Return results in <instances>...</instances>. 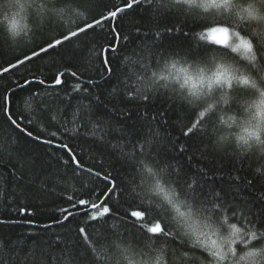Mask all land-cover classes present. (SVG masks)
<instances>
[{"label":"snow or ice","instance_id":"6c2138e0","mask_svg":"<svg viewBox=\"0 0 264 264\" xmlns=\"http://www.w3.org/2000/svg\"><path fill=\"white\" fill-rule=\"evenodd\" d=\"M59 2L62 6L57 8V0H40L41 13L50 11L61 18L67 14L85 19L86 6L81 0ZM145 3L155 5L156 0H116L115 3L105 0L103 9L84 23L75 24L74 21L73 27L57 34L50 33L46 38L40 35L42 28L38 29L27 52L6 64H0V81L6 82L0 85V120L11 129L13 143L18 144L25 138L40 143L52 150L49 155L58 166L57 171L63 169L65 177L80 179L82 175H87L104 184L95 200L91 194L88 198L64 195L68 206L61 207L52 224L44 227L56 226L76 231L85 244L84 255L91 256L95 264H111V253L107 246L109 240L132 264L130 250L121 248L123 233L117 230L111 236H103L98 232V225L107 223V218L118 219L125 230L131 225L143 235L145 248L155 252L153 264H264V228L258 227L264 222V209L259 217L253 219L250 209L249 215H245L247 204L244 208L234 207L218 192L208 194L212 197L211 206L206 201H200L199 207L195 206L196 198L200 195L199 189L202 188L200 180L206 173H200V178H186L184 164L177 159L187 153L189 147L193 151H202V146L195 143L189 145V141L206 134L212 105L202 111L188 113L185 104H180L185 115L177 117L180 137L172 142L175 155L171 159L174 163L162 165L156 159L159 152L155 137L159 136V132L155 135L149 133L135 142L129 141L131 151L124 153L134 170L129 185L121 186L110 173L98 171L97 167L102 168V164L94 166L84 163L85 149L91 151V145L103 140V134L97 136L95 131L100 124L92 122L96 117V109L103 103L96 90L102 89L111 79L114 57L119 55L122 42L127 40L122 35V23L128 10ZM245 11L252 15L250 8ZM10 26L13 39L28 30L27 25L20 28L15 21L10 22ZM164 31L177 32L184 37L189 35L179 27ZM217 34H221L222 38H217ZM161 36L157 28L153 43H158ZM193 38L197 49L212 53L210 62L214 67L211 70L177 58L165 62L169 68L176 70L177 79L183 77L185 83L180 85L181 96L188 105L201 100L204 95L201 86L205 84L208 94H211L214 85L222 84L229 90L234 86L254 88L264 98V88H257L256 80L250 74L240 71L225 59L229 54L242 53L243 59L257 67L260 60L264 59V49L258 47L252 38L224 24L204 26ZM46 57L51 58L50 65L55 71L40 63ZM32 64H35L34 68L30 67ZM21 66L26 74L14 79ZM69 77L74 81L70 89ZM166 81L167 77L162 73L152 71L134 89L125 92L124 100L150 103L158 87L168 89ZM185 84H191L192 89L186 95L182 91ZM115 91L113 89V93ZM65 99L88 100L89 103L83 106V111L79 107L73 111L70 114L72 119L68 120L67 109L71 105H64ZM225 103H228L227 99ZM58 104L64 106L57 110L55 106ZM255 106L264 114V99ZM158 115L161 122L167 121V111ZM189 116L192 117L191 121ZM149 119L155 121V117H146V120ZM255 138L258 144L261 143L258 132ZM244 143L248 144L247 141ZM5 146L0 144V148ZM251 148L249 144L248 149ZM260 150L264 151V148ZM11 176L19 187L16 173H11ZM0 180L5 185L0 188L2 202L7 197L8 176L0 173ZM252 183L251 180L246 181L248 186ZM181 185L183 193L180 191ZM236 191L239 192L238 185ZM92 194H95L94 190ZM15 195L18 193L14 189ZM261 198L264 199V194ZM15 211L19 215L34 214L25 207ZM237 212L243 223L237 221ZM214 222L219 227H214ZM8 223L16 221L0 218V224ZM90 228L100 239L90 234ZM101 240L105 243H100ZM157 242L162 247L154 248ZM15 248L14 243L6 245L4 239L0 238V264H5L3 254L15 251Z\"/></svg>","mask_w":264,"mask_h":264},{"label":"trees","instance_id":"16d2710c","mask_svg":"<svg viewBox=\"0 0 264 264\" xmlns=\"http://www.w3.org/2000/svg\"><path fill=\"white\" fill-rule=\"evenodd\" d=\"M109 2L115 3L116 0ZM232 2L247 3L248 0H232ZM254 2L257 7L264 10V0H254ZM81 3H85L86 6L85 19L67 14L61 18L50 11L41 13L40 0H0V17L9 11L8 5L12 6L13 11L23 5L30 25L27 31L15 39L10 38L0 27V64H6L27 52L38 29L42 28L40 35L46 38L50 33L57 34L73 27L74 21L75 24L84 23L103 9L105 0H81ZM218 3L226 2L197 0L196 5H189L185 0H156L155 5L145 3L128 10L122 23V35L126 36L127 40L122 42L119 55L114 57L111 79L102 89L96 90L103 103L96 109V117L92 122L100 124L95 131L97 136L103 134V140L91 145V151L85 149V164L94 166L102 164V168L97 167L98 171L110 173L121 186L129 185L134 176V170L124 155L131 151L132 145L129 141L135 142L138 138L143 139L145 135L149 133L155 135L157 132L159 136L155 139L158 141L156 148L159 155L156 159L162 165L174 163L171 159L175 155L172 151V142L180 137L177 117L185 115L180 104H185L188 113H195L202 104L211 102L209 97L188 105L181 96V90L175 84H168V89L158 87L150 103L127 102L124 100V94L128 89H134L143 77H149L152 71L161 68L168 59L186 60L193 66L209 63L212 53L205 49H197L193 38L194 34L204 26L224 24L235 28L264 49V24L253 23L250 18L240 14L239 9L225 11L218 7L213 10L212 6ZM61 6L62 4L57 0L56 7ZM201 6L208 10H202ZM51 7L50 4L49 8ZM176 27L189 35L184 37L177 32L164 31ZM157 28L160 29L162 36L158 43H153V35ZM210 38H212L211 34ZM217 38H222L221 34H217ZM50 59L46 57L40 63L51 68ZM225 59L240 71L250 74L261 87H264V59L260 60L257 67L246 59L241 60L235 54H229ZM30 67L34 68L35 64ZM51 71H55V68H51ZM25 74V69L21 66L20 71L13 78ZM68 80L70 89L74 81L71 77ZM5 84V81H0V85ZM113 89L116 90L114 93ZM257 95L254 88L234 86L230 92L227 108L217 107L210 113L206 134L189 141V145L195 143L197 146H202V151H193L189 147L187 153L177 157L184 164L186 178H200V173H206L200 180L202 188L199 189L200 195L196 198L195 206L199 207L200 201H206L207 205L211 206L212 197L208 194L218 192L234 207L244 208L247 204L245 215H249V209L253 219L261 215L264 209V199L261 198L264 194V176L257 175L253 169L264 157L258 155L259 149L256 148L246 153L237 150L233 147L230 135L245 122L250 126V107ZM211 99L216 100V97ZM88 103V100L65 99L64 105H71L67 109L68 120L72 119L70 114L73 111L78 107L83 111V106ZM64 105L58 104L55 107L58 110ZM162 111L168 112L166 122L160 121L158 114ZM223 111L233 114L236 119L226 122V128H218V115ZM146 117H155V121L146 120ZM191 119L192 117L189 116V121ZM149 123H151L150 128ZM233 124H236V128L232 126ZM224 134H229L230 138L227 146L221 148L214 141L216 137ZM13 139L11 129L0 120V144L6 145L0 148V173L8 176L7 197L0 202V218L16 221V223L0 224V238L4 239L6 245L14 243L16 246L15 251L3 254L5 264H95L91 256L84 255L85 244L76 231L56 226L45 228L44 225L52 224L59 209L68 206L69 202L63 198L64 195L73 194L76 197L88 198L91 194V198L95 200L103 190L104 184L95 177L87 175H82L80 179L65 177L62 168L57 171L58 166L49 155L51 149L27 138L20 140L18 144L13 143ZM248 157L252 158L248 159ZM261 167H264V164H261ZM13 172L16 173L19 187L13 182L11 176ZM248 180L253 181L251 186L246 184ZM237 185L239 192L236 191ZM4 186V182L0 180V188ZM14 189L18 193L15 197ZM93 190L95 194H92ZM180 191L184 192L182 185ZM124 195L127 199V194ZM13 199L14 203H12ZM20 207H25L28 212L34 214L19 215L15 209ZM80 219L82 220L83 217ZM28 221L32 223L29 224ZM237 221L243 223L239 212H237ZM214 227L219 225L214 222ZM258 227L264 228V222ZM117 230L124 235L121 248L130 250L132 260H139L141 264H145V261L147 264H153L155 252L145 248L144 236L131 225L125 230L120 221L114 218H107V223L98 225V232L103 236H111ZM89 232L100 239L91 228ZM100 243L105 242L101 240ZM107 246L111 253V264H128L121 250L114 247L110 240L107 241ZM160 247L162 245L159 242L154 245V248Z\"/></svg>","mask_w":264,"mask_h":264},{"label":"clouds","instance_id":"9594fccd","mask_svg":"<svg viewBox=\"0 0 264 264\" xmlns=\"http://www.w3.org/2000/svg\"><path fill=\"white\" fill-rule=\"evenodd\" d=\"M189 5H196L197 0H188ZM9 11L6 12L2 17H0V27L3 28V30L6 32V34L12 38L11 35V26L10 22L15 21L20 28H24L25 25H27V28L30 27V25L27 22V16L25 15V10L24 6L20 5L15 11L11 10L12 6L8 5ZM202 10H208L206 8H203ZM222 8L225 11H231L233 9H239L240 14H242L246 18H250L253 23H259V24H264V10L261 8L257 7L256 3L254 0H248L247 3H233L232 0H229L227 3H218L216 5L212 6V9L216 8ZM251 9L252 15L249 16V13L245 11V9ZM24 32L22 31L20 33L23 34ZM19 35V36H20ZM19 36H16L15 38H18ZM254 41V40H253ZM255 42V41H254ZM238 56L241 60L242 58V53L241 54H235ZM230 63V62H229ZM202 66H206L209 70H211L214 66L211 64V62L204 64ZM158 74H163L164 76L167 77V84H175L179 89L180 85L184 84L183 77L180 76L179 79H177V72L175 69H171L168 67L166 63L163 64L161 68L158 70H154ZM254 79V78H253ZM204 95L201 96V100L204 99V97H209L211 102H207L202 104L197 111H202L205 108H207L209 105H212V111H215L217 107H220L222 109H226L227 105L230 101V92L226 86L224 85H214L213 90L211 94H208V89L207 85H202ZM256 87L257 88H264L261 87V85L256 81ZM191 84H185L184 88L182 91L185 94H188L191 91ZM258 95L256 99L253 101V104L250 107V112H251V124L249 126L248 122H245L241 127L236 128V124H233L232 126L236 128V131L234 133H231V142L233 144V147L236 148L237 150L241 152H250L253 148L259 149L258 155L261 157H264V151H261L260 149L264 148V114H261L257 107L255 106L256 104H259L261 102L262 98L257 91ZM212 97H216V100H212ZM228 100V103H225V100ZM211 111V112H212ZM246 111H249V109H246ZM231 118V119H230ZM235 116L231 113H228L226 111L221 112L218 115V128H226L227 123L232 120H235ZM259 133L261 143L258 144L255 138V133ZM229 134H224L216 137L215 143L218 144L221 148L226 147L227 143L229 142ZM244 141H247L248 144H245ZM251 145L252 148L248 149V145ZM247 149V151H245ZM261 164H264V159L260 160L257 163V166L253 169V171L257 175L264 174V167H261ZM129 264V262H128ZM132 264H141L139 260H132Z\"/></svg>","mask_w":264,"mask_h":264}]
</instances>
